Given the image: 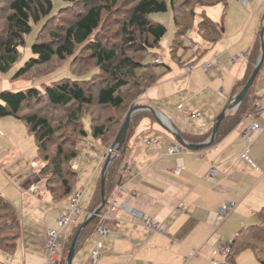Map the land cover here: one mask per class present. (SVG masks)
Here are the masks:
<instances>
[{
  "label": "crops",
  "instance_id": "crops-1",
  "mask_svg": "<svg viewBox=\"0 0 264 264\" xmlns=\"http://www.w3.org/2000/svg\"><path fill=\"white\" fill-rule=\"evenodd\" d=\"M263 11L264 0H247L244 5L228 0L221 11L204 13L213 22L222 24L224 34L213 44L202 42V52L193 58L196 69L184 71L186 61L194 54L192 51L178 65L163 60L168 69L156 72L158 81L135 105L152 108L154 115L147 110L137 112L139 118L131 127L121 160L114 169L113 182L106 190L105 206L82 230L71 264H92L91 257L96 251L99 255L94 264H223L226 259L216 252L229 247L239 232L260 223L259 212L264 207V115L252 116L251 101L264 106V61L249 90V109L242 114L241 103L228 110L212 144L188 150L177 143L173 132L187 145L209 140L218 116L250 77L247 75L254 62L250 52L260 35ZM215 59L220 62L219 67L209 70L202 67ZM183 62L186 63L182 65ZM179 105L189 115L177 110ZM4 119H0V128ZM13 119L11 125L19 127L18 120ZM254 120L263 128L249 147V156L258 170L239 158L245 146L241 136ZM148 141L156 144L147 145ZM13 142V148L19 149V142ZM174 145L181 151L171 154L168 150ZM93 146V151L82 155L90 167L88 179L84 186H73L70 192L82 191L80 214L76 224H68L59 233L62 254L81 224L100 204L94 207L106 156L99 144ZM4 158H0V168L6 167L5 161L2 164ZM212 168L217 173L207 178ZM34 169L37 172V167ZM4 176L8 182L12 180L10 175ZM15 184L22 192L20 196L16 191L5 192L4 188L0 189V196L16 211L21 232L13 251H0V262L43 264L46 232L56 228L58 214L66 213L70 194L53 199L46 189L43 192L31 184ZM223 205L229 207L222 219L218 211ZM111 206L116 207L114 217L104 218ZM123 206L157 221L164 226V233L148 232ZM98 227L108 230L109 236L98 238Z\"/></svg>",
  "mask_w": 264,
  "mask_h": 264
},
{
  "label": "trees",
  "instance_id": "trees-1",
  "mask_svg": "<svg viewBox=\"0 0 264 264\" xmlns=\"http://www.w3.org/2000/svg\"><path fill=\"white\" fill-rule=\"evenodd\" d=\"M116 1L62 0L66 7L81 4L83 11L75 20L69 22L68 27L62 30L60 34L49 32L48 42L32 43L31 57L26 60L14 76L15 78L21 77L37 67L48 65L53 58L63 61L73 55L76 47H85L94 60L95 67L102 74L95 77L99 78L96 83L93 82L84 86L87 80L80 83L77 80L62 79L45 87L42 93L34 88L15 93L0 92V119L13 117L21 121L28 134L34 139L37 153L36 162L40 165L37 168V174L44 180L45 189L53 199L66 197L72 191L76 172L69 167L64 170V166L70 165V161L74 160L77 154L72 147L65 149L61 144L54 142V128L47 116L48 114H41V110L31 111L32 102L45 101L50 107L64 112L75 106L76 109L71 112L67 111L61 121L66 119V123L76 125L79 123L78 115L80 110L82 111V107L95 103L99 107L119 111L128 99L131 103L135 102L147 89L156 84L159 78L155 72V67L158 64L146 61V56L152 55V51L156 49L165 35L166 27L153 21L151 19L153 14L170 12L174 26V38L169 50L172 58H174L178 49H182L183 53L179 57V62L186 53L192 51L194 54L186 61L190 64L195 61L193 58L202 52L199 42H191L193 45L191 49L183 46L182 39L189 38L188 33L195 34L201 42L207 44L217 42L224 34L221 23L213 22L203 12L199 15L198 13L200 9L205 7L218 4L226 6L227 0H195V3L191 4L189 8L187 7L188 3L177 7L176 0H137L124 15L123 21L118 22L124 40L121 48L126 47V51L133 56L143 55L142 61L134 60L112 47H105L100 38L94 37L101 25L103 10L115 5ZM101 2L110 3V6ZM8 10L10 13L4 18L6 31L0 35V76L8 73L19 61V48L25 45V38L31 33V25L44 18H52L55 13L52 0H12L8 3ZM259 52L260 39L258 37L257 43L250 52L254 62H252L253 66H251L247 77L251 75L257 63ZM162 66L168 69L166 65L162 64ZM249 90L241 104L242 114H245L249 109ZM24 110L28 112L21 115ZM136 116L137 113L134 114L135 118ZM234 120H238V116ZM133 121L134 119L131 118L125 143L114 156L106 172L105 193L109 184L113 182L114 169L121 160L120 156L124 152L127 138L134 124ZM111 126L112 123L109 122L107 124L94 122L89 125V131L83 128L78 131V134L82 140L90 135L92 139L103 144ZM51 146H55L53 155H49ZM54 179L57 180L56 187H53ZM95 199L96 205L94 207L100 203V185L97 188ZM259 219L261 221L258 225L239 232L232 241L229 246L230 254L226 258L227 264H236L237 257L244 251H251L258 262L264 264V207L259 212ZM20 232L21 225L16 211L11 204L0 196V251L3 253L13 251ZM73 238L74 236L63 249L59 264H65L66 255ZM0 264L2 263L0 262Z\"/></svg>",
  "mask_w": 264,
  "mask_h": 264
},
{
  "label": "rangeland",
  "instance_id": "rangeland-1",
  "mask_svg": "<svg viewBox=\"0 0 264 264\" xmlns=\"http://www.w3.org/2000/svg\"><path fill=\"white\" fill-rule=\"evenodd\" d=\"M11 1L12 0H0V35L4 34L6 31L4 18L10 13L8 10V3ZM136 1L137 0H117L115 5H112V7L109 5L110 3L101 2L110 7L103 10L101 25L97 33L94 34V37L100 38L105 47H112L122 54H126L128 57H132L134 60L142 61L143 55L138 54L133 56L131 53L126 51V47L121 48V44L124 40L121 33L120 23H118L123 21L124 15H126ZM52 2L53 10L55 12L54 16L52 18H44L38 23L31 25V33L25 38V45L19 48V61L8 73L0 76V92L10 91L15 93L34 88L42 93L45 87H48L52 83L58 82L62 79L77 80L80 83L87 80L85 81L86 83L84 86H88L99 80V78H95L96 76L98 77L102 75L95 67V62L90 57L88 50L85 47H76L73 51V55L65 58L63 61H58L53 58L48 65L37 67L24 76L17 78L14 77L19 68L26 62L27 59L31 57L30 48L32 43L48 42L49 32H57L60 34L62 30L68 27V23L75 20L76 17L83 11L81 4L66 7L62 0H52ZM175 3L177 7L188 3L187 7L189 8L191 4L195 3V0H176ZM238 3L240 4V2ZM219 8L222 9V5L205 7L199 10L198 15L202 12H206L207 15L213 10L221 11ZM219 16L220 14H218V16L216 15V17ZM151 19L155 22L163 24L166 27V33L160 40L156 49L152 51V55L146 56V61L148 60L149 62L154 63L156 58L162 57L164 61H172L178 65L179 57L182 56L183 52L182 49H178L174 58H172V55L170 54L169 47L174 38V26L170 12L164 14H153ZM197 19H199V17H197ZM187 36H189V38L182 39L183 46L191 49L193 48L191 42H199L201 47L200 49L202 50L203 43L198 39V37H196L195 34L192 33L191 35V33H188ZM187 54L188 53L183 56V59ZM163 64L166 65L164 62ZM159 71L164 72V67L161 64L155 67V72ZM101 78L104 79L106 77ZM136 101L131 103L130 99H128L124 107L119 111L107 107H99L95 103L90 106L82 107V111L80 110L78 115V125L66 123V119L61 121L67 111L71 112L73 109H76L75 106L70 107L69 110L64 112L63 110L50 107L45 101H41L40 103L35 101L32 102L33 108L31 111L35 112L41 110V114H48L47 116L54 128V142L61 144L65 149L72 147L77 154V157L70 161V165L66 164L64 166V170H67L69 167L71 170L75 171L76 176L74 177V186L77 187L79 185V187H81V185L84 186L90 174V167L86 165L87 160L82 158V155L87 151H93L95 147L93 144L97 143L102 147L101 150L105 153V157L108 149H110V146L115 142L129 110L136 105ZM27 112L24 110L21 115L26 114ZM137 118H139V115H137L136 118L133 115L132 119H134V123ZM11 120L13 121L14 119L12 117L5 118L3 120L5 126L3 128V123L0 128V158L5 157L2 160V164H4L5 161L6 165V167L0 168V183L3 182L0 184V189L4 188L5 192L7 189L14 192L16 191V194L20 196L22 192L17 186H15L17 185L15 184L17 182L22 185L31 184L36 190H40L42 188L43 192H45V182L40 176H38L36 170L34 169L35 167L38 168V166H40L39 164H33V162L37 160L34 139L27 133L23 123L18 120L17 122L19 127H15L11 125ZM94 122H97V124H107L108 122L112 123L110 132L106 135V139L103 144L92 139L90 135L82 140L78 134V131L83 128L85 130L88 129L89 131V125ZM68 124L69 126H67ZM65 125L66 127H64ZM27 137L29 139L26 142L25 139H27ZM13 140L19 142L17 143L20 147L19 149L13 148ZM54 152L55 146H51L49 155H53ZM6 174L12 177V180H9L10 182H8L5 178L4 175ZM4 181L7 183H4ZM54 181L55 184L53 187H56L57 180L54 179ZM28 208L32 209L31 206ZM236 264L259 263L251 251H244L238 256Z\"/></svg>",
  "mask_w": 264,
  "mask_h": 264
},
{
  "label": "built area",
  "instance_id": "built-area-1",
  "mask_svg": "<svg viewBox=\"0 0 264 264\" xmlns=\"http://www.w3.org/2000/svg\"><path fill=\"white\" fill-rule=\"evenodd\" d=\"M237 1L242 3L243 5L246 4V2H247V0H237ZM154 64H158V65L161 64L162 65L163 59H161V57L156 58L154 60ZM214 66H218V67L220 66V62L218 61V59H215L212 63L208 62V63L202 64V67L205 70L212 69ZM197 67H198L197 64L193 62V63L187 64L184 67V71L186 73H189V72L193 71L194 69H196ZM252 109H253V113H252L253 117L260 115V114L264 115V106L261 103L254 101L252 104ZM177 110L183 111V113H185L186 115H189V113L186 112L185 109H183L182 105L177 106ZM262 132H263V128L258 123H256V121L254 120L251 122V125L247 128V130L244 132V134H242V136H241V139L245 142V146H244L243 150L240 152L239 158L255 170H258V168L249 156V147H250V142H251L252 138L255 137L256 135L262 133ZM146 144L147 145H153V144H156V141H148V142H146ZM180 151H181V148L179 146H175V145L171 146L168 150V152L171 154L172 153H179ZM108 153H109V149L107 151V154ZM125 170L126 169L122 170L121 175L125 173ZM216 173H217V171L214 168H212L207 172L206 177L211 178ZM81 197H82V191L81 190L72 192L68 197V203L66 206V213L65 214H58L56 217V228L50 229L46 232L45 245H44L45 246V261L43 264H59V259H60L61 254H62V246L58 240V236H59V233L68 224H73V225L76 224L77 218L80 214ZM229 205H233V202L230 203ZM229 205H223L219 209V211H218L219 218L223 219L227 216ZM123 209L128 210L132 217L138 219L140 224L142 226H144L148 230V232L158 233V234L164 233V226L161 225L160 223H158L157 221H155V220H153V219H151V218H149L143 214H140L136 211L128 209L125 206H123ZM115 211H116V207L111 206L108 209L107 213L105 214L106 216H104V218H113ZM96 234H97L98 238H100V239H105L109 236L108 230H106L102 227H98L96 229ZM216 254L220 255L224 259H226L227 256L230 254V248L229 247L221 248L216 252ZM98 255H99L98 251L93 252L92 257H91L92 264H94L95 260L98 258ZM215 264H217V263H215ZM223 264H226V263H223Z\"/></svg>",
  "mask_w": 264,
  "mask_h": 264
},
{
  "label": "water",
  "instance_id": "water-1",
  "mask_svg": "<svg viewBox=\"0 0 264 264\" xmlns=\"http://www.w3.org/2000/svg\"><path fill=\"white\" fill-rule=\"evenodd\" d=\"M264 61V14H263V23L260 29V52H259V57L257 60V63L249 77V79L247 80V82L245 83V85L242 87V89L232 98L231 103L228 105V107L223 110L220 115L218 116L215 124H214V128L212 131V134L209 138V140L203 144H199V145H187L183 142L182 138L175 132H173V135L175 136V139L177 141V143L182 146L185 149L188 150H199L202 149L204 147L209 146L210 144L213 143L216 133H217V129L219 124L221 123V121L223 120V118L225 117V114L228 110L237 108L243 101V99L245 98L249 88L252 86L254 79L256 78L261 65L263 64ZM143 110H147L149 111L151 114L154 115V110L150 107H145V106H134L132 107L127 116L126 119L118 133V136L114 142V144L112 145V147L109 149V153L106 155V159L105 162L103 164L102 167V172H101V177H100V204L99 206L93 211L91 212L88 217L86 218V220L81 224V226L79 227L76 235L73 238V241L70 245V248L68 250L66 259H65V264H71L74 253H75V248L79 239V236L82 232V230L89 225L97 216H99L100 212L102 211V209L105 206V202H106V195H105V175L106 172L110 166L111 161L113 160L114 156L119 152V150L121 149V147L123 146V144L125 143V139H126V132L127 129L130 126V122H131V118L132 116L139 112V111H143Z\"/></svg>",
  "mask_w": 264,
  "mask_h": 264
}]
</instances>
